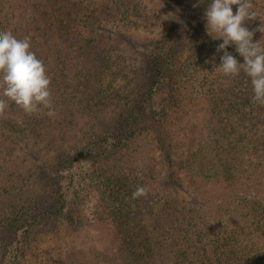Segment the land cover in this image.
I'll use <instances>...</instances> for the list:
<instances>
[{
  "label": "rangeland",
  "instance_id": "obj_1",
  "mask_svg": "<svg viewBox=\"0 0 264 264\" xmlns=\"http://www.w3.org/2000/svg\"><path fill=\"white\" fill-rule=\"evenodd\" d=\"M105 2L110 3L97 0L94 7ZM210 2L119 0L115 22L104 20L101 25L106 42L96 48V55L101 53L100 72L91 77L85 98L76 100V109L65 111L68 116L60 119L57 132L45 139L19 137L15 130L12 139L0 136V215H4L0 248L12 240V227L21 226L24 213L41 214L62 205L58 189L67 202L59 216L50 212L41 216L40 224L21 242L18 264H45L51 256L57 257L58 247L70 259L68 264H108L106 250L120 242L113 240L104 224L111 217L103 207L111 203L113 192H120V183L110 179L123 168L136 177L153 176L161 185V192L143 201L142 207L136 203L130 214L131 223L141 222L136 230L144 237L150 233L155 245L145 264H198V248H213L211 235L199 242L198 234L215 229L223 236V231L233 230V218L242 219V212L231 208L234 213L222 231L219 223L205 219L204 224L201 217L190 214L203 206L198 172L207 176L212 166L221 171L233 163L235 153L246 150L254 164L262 156L252 152L259 146L252 148L250 129L237 126L235 133L228 106L220 109L224 104L218 105L211 94L198 103V92L212 85L209 65L214 46L222 43L206 31ZM228 79L219 77L224 83ZM47 111L39 113L47 115ZM132 113L134 136L115 148L112 137ZM72 159L78 162L69 170L66 162ZM60 169L66 173L57 183ZM245 190L248 201L260 198L258 191ZM229 191L239 192L234 187ZM105 195L110 201L104 206ZM219 195L214 193L212 199ZM118 220L114 227L122 223Z\"/></svg>",
  "mask_w": 264,
  "mask_h": 264
},
{
  "label": "trees",
  "instance_id": "obj_2",
  "mask_svg": "<svg viewBox=\"0 0 264 264\" xmlns=\"http://www.w3.org/2000/svg\"><path fill=\"white\" fill-rule=\"evenodd\" d=\"M107 2L110 3L105 2L100 7H94L97 0H0V32L10 31L18 39L30 36V50L44 62L47 74L51 78L50 90L57 113L54 117L42 113L30 116L9 101L8 109L3 116H0L1 137L14 138L15 134L10 135L14 133L13 130L20 133L19 137L31 135L45 139L46 136H52L61 126L60 119L68 116L65 111L70 108L76 109L78 97L85 98L90 87L91 77L95 78L100 72L97 61L100 59L98 56L101 53L96 55L98 53L96 48L99 45L102 46L103 41L106 42L105 35L101 33L100 29L102 26L104 27V20L111 22L116 20L114 11L119 0H107ZM87 3H89L88 7H86ZM253 3L258 11L264 13V0H253ZM233 12L235 14L236 6H233ZM258 18L264 20V14ZM260 23L259 20L250 21L246 22V26L252 30L258 28ZM261 38L262 34L257 31L253 42H258ZM213 44L211 42V45ZM214 47L212 63L209 65L213 74L211 76L212 85L207 91L198 92V103L202 104L211 94L218 98V105L224 104L220 109L223 107L226 109L228 106V111L231 113L229 114L230 121L234 123L235 133L238 132L237 126L250 129L252 135L250 140L254 141L252 148L259 146L257 152H252L254 154L261 153L262 156L260 157L261 161L254 164L253 157L249 156L251 152H246V150L238 154L235 151L236 156L231 160L233 163L226 164L223 169L221 168V171L214 170L212 166L207 176L199 172L198 175L196 174L198 183H200L198 191L204 196L203 198L198 194L203 206L200 207V211H190V214L201 217L204 224L206 223L205 219H209L211 222L213 220L215 224L219 223L223 231L227 228L225 225L227 217L234 211L242 212V219L238 222V219L233 218V230L223 231V236L216 235L215 229L198 234L199 242L208 238L209 235L213 237L210 242L212 250H208L207 247H204L203 250L198 248V264H264V177L261 175L264 172V106L252 101V87L243 73L237 78L229 77L227 83L219 80V77L224 75L215 67L219 66L220 56L223 53H218L217 46ZM226 50L238 62L243 63V58L236 52L234 46H230ZM205 86H207L206 83ZM2 91L3 88L0 86V93ZM80 102L85 103V100L81 99ZM135 122L136 115L132 113L124 126L113 135L112 146L120 148L132 139L135 133ZM75 162L74 159L67 161L66 167L73 170L78 161ZM128 172L129 170L123 168L118 174H115V177L114 175L111 177L110 180H114L112 182H116L117 185L120 183L118 187L120 192L118 194L113 192L110 204H107L110 200L106 195V198L103 199V205H108V207H103V211L106 208L109 213L108 218L111 217L104 224L107 225V229H111L113 240L116 239L117 242H120L119 247L116 244L110 250H106L110 258H108V264L113 262L114 258L121 261L119 264H145L147 258L155 252L151 234L142 236L140 231L136 230L141 222L131 223L130 214L136 203L142 207L143 201L154 197L152 195L160 191L161 185L155 183L153 176L140 175L136 177L135 172L127 174ZM65 173L66 171L62 169L57 171V183L64 178ZM135 179L136 183L133 184ZM73 186L74 184H72ZM140 186L148 189L147 196L133 198V193ZM233 187L239 192L229 191ZM123 189L124 192H122ZM245 189H251L253 192L258 191L260 198L248 201L244 195ZM60 192L61 189H58L57 194H60L59 198L62 201V205L58 209L42 211L41 214L24 213V221L21 226L12 227L14 228L12 240L5 241L0 248V264H18L21 242L40 224L41 216L49 215V212L57 216L61 214V209L66 207L67 202L63 201ZM214 193L220 195L213 200ZM231 208L233 210L235 208V210L233 211ZM3 216L0 215V217ZM117 219L122 223H118L114 227L113 224L117 222ZM124 219L128 220L126 224ZM190 221L194 223L196 220L191 217ZM251 231H256V233L252 235ZM61 250L58 247L57 257L51 256L45 264H68L70 259L66 255L64 256ZM16 258L18 260L14 262Z\"/></svg>",
  "mask_w": 264,
  "mask_h": 264
},
{
  "label": "clouds",
  "instance_id": "obj_3",
  "mask_svg": "<svg viewBox=\"0 0 264 264\" xmlns=\"http://www.w3.org/2000/svg\"><path fill=\"white\" fill-rule=\"evenodd\" d=\"M236 6V12H233ZM253 0H211L205 10L206 31L213 39L221 40L217 52H222L220 64L215 67L225 76L237 78L244 74L252 87V101L264 106V20L259 19ZM259 20L260 26L250 30L246 22ZM261 40L253 42L256 32ZM30 36L18 39L12 32H0V116L9 107V101L33 115L47 109L49 117L56 116L50 90L51 78L44 62L31 51ZM234 46L243 63L226 49ZM148 189L140 186L133 198L147 196Z\"/></svg>",
  "mask_w": 264,
  "mask_h": 264
}]
</instances>
